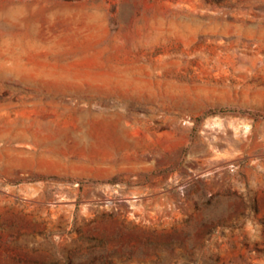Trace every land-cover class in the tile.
Segmentation results:
<instances>
[{
    "label": "rangeland",
    "instance_id": "obj_1",
    "mask_svg": "<svg viewBox=\"0 0 264 264\" xmlns=\"http://www.w3.org/2000/svg\"><path fill=\"white\" fill-rule=\"evenodd\" d=\"M0 264H264V0H0Z\"/></svg>",
    "mask_w": 264,
    "mask_h": 264
},
{
    "label": "bare ground",
    "instance_id": "obj_2",
    "mask_svg": "<svg viewBox=\"0 0 264 264\" xmlns=\"http://www.w3.org/2000/svg\"><path fill=\"white\" fill-rule=\"evenodd\" d=\"M110 127L107 128L106 132L110 134H115L120 137H126L128 133V129H125L124 126L120 125H109ZM20 138V136H19ZM127 144V143H126ZM128 146V145H127Z\"/></svg>",
    "mask_w": 264,
    "mask_h": 264
}]
</instances>
